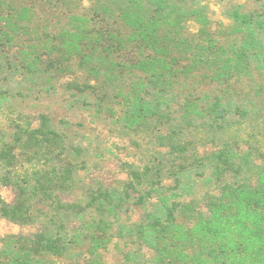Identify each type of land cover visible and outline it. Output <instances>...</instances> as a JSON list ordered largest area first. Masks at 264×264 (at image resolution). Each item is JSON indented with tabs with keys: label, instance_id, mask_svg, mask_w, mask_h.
<instances>
[{
	"label": "trees",
	"instance_id": "trees-1",
	"mask_svg": "<svg viewBox=\"0 0 264 264\" xmlns=\"http://www.w3.org/2000/svg\"><path fill=\"white\" fill-rule=\"evenodd\" d=\"M27 10L0 12L1 51L27 30L19 23ZM97 10L113 20L71 15L56 45L41 44L56 58L43 66L40 47L25 44L19 66L38 76L77 60L87 75L77 88L115 93L121 126L146 133L155 148L141 165L124 163L119 186L98 183L67 202L60 194L75 189L78 169L62 156L77 147L44 113L36 125L27 114L13 118L0 137V187L15 195L7 202L0 194V216L39 228L0 237V264H62L55 259L75 251L76 264H105L113 233L130 245L123 264H264V83L253 97L229 89L256 73L264 78V7H234L225 41L202 8L182 0H102ZM187 18L199 25L193 41L182 37ZM209 84L213 93L204 91ZM7 100L0 90V104ZM202 142L212 148L201 154ZM129 202L142 218L123 223Z\"/></svg>",
	"mask_w": 264,
	"mask_h": 264
},
{
	"label": "rangeland",
	"instance_id": "rangeland-1",
	"mask_svg": "<svg viewBox=\"0 0 264 264\" xmlns=\"http://www.w3.org/2000/svg\"><path fill=\"white\" fill-rule=\"evenodd\" d=\"M102 0H0V12L11 8L20 10L27 8L25 18L19 22L27 30L19 34V39L12 45L0 50V90L7 101L0 104V137L8 131L11 120L27 114L38 122V114L44 113L50 117L53 124L64 133L68 145L77 147V151L69 148L62 156L65 161L76 165L75 189L61 193L63 201H82L91 187L98 183L106 186H119L127 178L124 163L141 165L149 159L155 143L146 133L128 132L121 126L119 115V97L111 90L106 94H93L90 91L81 92L77 86H82L87 75L77 64V60L66 62L61 69L51 68L41 75L28 73L18 61V50L25 44L34 43L39 46L42 64L48 59L57 57L58 52L48 53L44 43L59 42V33L70 25V16L74 14L90 17L94 22H103L113 18L102 16L97 6ZM187 8H202L209 19V28L215 39H228L230 27L229 12L236 6L244 10L261 9L264 0H182ZM101 22V25H105ZM98 24H96L97 26ZM182 37L190 41L197 39L199 25L194 18L182 21ZM114 27L122 28L121 21L115 20ZM123 31V30H122ZM20 33V32H19ZM123 33H127L123 31ZM50 54V55H49ZM128 49L123 50L120 57L127 58ZM118 59V58H117ZM42 65H40L41 67ZM42 66V67H43ZM256 73L254 80L243 78L236 80L229 87L237 91L241 97H253L264 78ZM128 77V75L126 76ZM124 78V84L127 78ZM202 81V80H201ZM201 81L196 84L202 83ZM204 84V83H203ZM201 84V85H203ZM206 85V82H205ZM216 87L207 85L204 91L213 93ZM101 101V105L99 102ZM258 102V101H257ZM212 147L199 143L198 150L202 154ZM205 186L197 185V194L201 195ZM2 198L11 202L15 191L9 185L0 187ZM127 213L122 214L123 223L137 222L142 218L143 208L133 202L127 204ZM38 209H41L39 206ZM39 224H18L0 216V237L11 233H31L38 230ZM116 228V225H115ZM128 245L116 233L110 236V242L103 250L105 264H123V255ZM147 257L153 252L143 247ZM82 257L81 251H75L64 258H56L62 264H76Z\"/></svg>",
	"mask_w": 264,
	"mask_h": 264
}]
</instances>
